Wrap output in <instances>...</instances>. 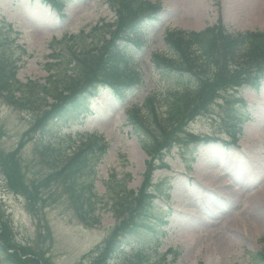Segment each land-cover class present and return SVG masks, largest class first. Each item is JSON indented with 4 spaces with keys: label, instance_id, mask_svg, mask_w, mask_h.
<instances>
[{
    "label": "rangeland",
    "instance_id": "1",
    "mask_svg": "<svg viewBox=\"0 0 264 264\" xmlns=\"http://www.w3.org/2000/svg\"><path fill=\"white\" fill-rule=\"evenodd\" d=\"M148 1L162 5L163 11L145 29L143 42L134 46V66L140 77L134 80V90L123 101L107 90V81L96 80L90 88L100 92L93 102L87 101L80 111L37 127L40 112L16 108L0 96V150L5 154L17 153L25 181L41 190L36 200L39 201L32 207L22 192L12 190L0 172V221L7 225L11 243L41 249L43 257L53 264H91L92 249L106 239L117 220L104 207L97 211L99 224H87L80 219L69 201L65 183L47 178L53 168L47 164L49 160H42L37 143L40 139L55 143L66 139L61 145L63 152L67 143H71L68 136L82 141L95 138L110 147L97 166L98 195L106 193V182L116 173L117 179L129 175L126 187L134 191L152 173L153 181L160 182V194H165L153 206L154 218H160L153 225L156 228L125 240L126 251L143 252L145 258L137 264H148L169 249L178 252L175 260L172 252L168 254L169 264H253V254L264 250V226L249 227V235L240 233L235 244L223 252L214 246L212 236L227 222L250 212L254 196L264 194V84L258 94L248 90L243 95L253 103L247 112L251 119L235 144L227 145L222 140L233 143L227 134L232 129L226 123L233 99L225 94L212 106L211 115L193 119L192 124L188 122L196 134L203 137L216 134L221 140L195 145L184 133L177 135L180 144L165 159L169 170L149 171L150 158L127 123V111L142 107L149 97L157 98L167 91L168 83L157 70L155 56L169 54L170 43L166 38L169 32L199 31L219 21L234 35L262 31L264 19L257 20L253 12L264 10V0ZM117 7L115 0H68L62 10L66 16L58 17L56 11L40 0H0V55L16 62L15 76L21 83L28 80L44 83L50 73L58 71L60 76L68 71L71 74L68 61L74 51L99 42L107 28L93 31L92 27L115 22ZM130 13L133 16L134 10ZM189 13L192 19L187 18ZM59 49L64 58L56 56L54 51ZM60 61L65 62L51 66ZM84 90L86 98L88 93ZM192 157L193 163L188 164ZM210 163L215 165L216 176L225 185L220 190L204 187L210 177L207 168ZM110 183L118 189L113 180ZM234 191L244 193L243 200ZM162 219L166 224L160 222ZM3 257L0 250V264H19L4 263ZM119 260L126 264L125 260Z\"/></svg>",
    "mask_w": 264,
    "mask_h": 264
},
{
    "label": "trees",
    "instance_id": "2",
    "mask_svg": "<svg viewBox=\"0 0 264 264\" xmlns=\"http://www.w3.org/2000/svg\"><path fill=\"white\" fill-rule=\"evenodd\" d=\"M49 1L57 5L64 2ZM115 1L118 6L116 10L123 9L120 13L118 11V22L99 24L93 28V31L104 28H107V31L95 45L74 51L72 59L68 61L71 74L68 71L65 76H60L58 71L50 73L44 83L30 80L21 83L15 77L16 62L0 55V96L5 97L16 108H30L40 112L42 116L36 122L38 127L80 111L89 100L88 96L85 98L82 89L88 90L96 80L104 79L113 89L121 86L122 90L117 96L126 93L125 84L116 87L115 83L129 79L128 71H131L132 66L130 58L133 54L131 42L142 40V30L148 25V18L151 17L142 18L139 22L134 21L137 17L147 15L142 13H151L156 6L142 0ZM58 6L61 8V5ZM131 10H134L133 16ZM114 26L116 28L111 30ZM218 30V26H215L201 32L172 33L185 49L174 40H167L170 43L169 54L155 56L157 70L168 83L167 91L155 98L165 107L162 119H158L149 102L150 98L142 107L135 106L127 113V123L131 125L143 149L151 158L149 171L160 168L165 152L173 145L180 144L177 135L183 131L185 119H193L207 110V105L215 102L217 92L234 91L243 83L254 85L253 77L264 76V32L248 33L238 38ZM107 35L111 38L107 39ZM237 50L240 63L234 65L230 57ZM54 52H57V57L64 58L62 49ZM64 62L60 61L51 66ZM50 98L52 102H49ZM238 132H241V129L236 125V133ZM190 137L189 134V140ZM191 138L195 140L196 137ZM75 139L69 136L71 143H67L68 146L63 152L61 145L66 139L60 143L43 142L40 139L37 149L42 160H49L47 164L53 168L47 178L65 183L69 201L80 219L87 224H99L97 211L104 207L110 210L117 220L104 242L89 255L90 263L111 264L115 261L121 264L119 258L125 260L126 264L139 263V259L145 258L143 252L125 251V240L143 231L150 233L147 228H156L153 226L155 221L152 220L153 198L159 186L152 184L151 173H148L149 178L145 179L136 192L126 187L129 175L117 179V174H113L106 182V193L98 195L92 181L93 170L96 162L105 154L107 145L105 142H97L94 145L88 138L85 141L78 139L76 143ZM0 172L12 190L22 192L32 207L39 201L36 200L41 193L40 187L25 181L21 159L17 153L5 154L0 150ZM85 178H88V181H82ZM111 180L116 183L118 189L112 186ZM6 227L7 225L0 221V250L6 261H18L19 264H50L43 257L44 252L41 249L24 248L11 243L12 236ZM168 252L171 253L172 250ZM167 255L168 253L160 254L148 264H168ZM173 255L175 260L178 253L174 252ZM251 261L253 264H264V251L253 254Z\"/></svg>",
    "mask_w": 264,
    "mask_h": 264
},
{
    "label": "bare ground",
    "instance_id": "3",
    "mask_svg": "<svg viewBox=\"0 0 264 264\" xmlns=\"http://www.w3.org/2000/svg\"><path fill=\"white\" fill-rule=\"evenodd\" d=\"M253 15H255L257 20H263L264 10L255 13L253 12ZM187 18L192 19L193 15L189 13ZM195 22L198 24V21L194 20V24H196ZM207 168L210 171V177L206 179L207 184H204V187L215 190L222 189L225 185H223V183L216 176L215 165L210 163ZM231 168H234V166ZM206 171L208 173V170ZM233 194L239 196L240 199L243 200L242 196L244 193L234 191ZM230 196L232 195L230 194ZM254 199L255 202H253L249 208L250 212L246 213V215L240 219H232L230 222H227V224L223 225V227H220V231L216 232L215 236H212L214 240V246H216L219 251L223 252V250L225 251L234 245L236 237L240 233L241 235H249V227H256L258 224L264 226V194L254 196L253 200Z\"/></svg>",
    "mask_w": 264,
    "mask_h": 264
}]
</instances>
